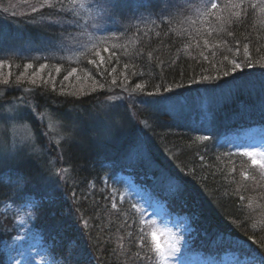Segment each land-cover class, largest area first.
<instances>
[{"label": "trees", "instance_id": "1", "mask_svg": "<svg viewBox=\"0 0 264 264\" xmlns=\"http://www.w3.org/2000/svg\"><path fill=\"white\" fill-rule=\"evenodd\" d=\"M13 1L0 0V38L19 36L36 44L61 35L58 27L47 31L50 27L45 22L50 24L63 16L69 19L60 0L47 7L37 0H16L11 5ZM174 1L170 3L179 4ZM146 3L149 24L141 31H135L139 25L129 23L124 27V33L132 36V43L124 44L122 40V45L110 52L95 50L86 54L75 70L85 72L89 79L77 81L80 88L73 93L58 88L57 83L44 90L38 88L34 96L38 106L49 109V105H57L56 111H50L64 115L87 112L101 95L110 91L133 94L137 99L178 96L216 90L230 80L264 77V67L260 66L264 63V10L258 4L252 6L250 0L245 1L239 12L229 11L220 19L216 14L206 16L200 22L203 18L191 21L181 17L184 8L173 9L164 0ZM140 15L143 19L144 14ZM123 17L119 21L139 19ZM16 48L7 50L0 45V59L14 63L20 73L11 71L7 75L10 84L6 93H16L23 70L19 67L27 63L25 58L16 56ZM97 53L100 57L95 59ZM248 55L254 63L252 68L244 67L228 77L218 71L230 67L228 61L232 59L244 65ZM92 60L95 63L90 65ZM203 76L221 78L202 80ZM168 87L171 92L166 91ZM230 97L220 107L211 108L213 111L198 121L199 127L189 126L190 121L187 125H174L157 109L136 110L139 119L156 134L158 146L153 139L142 137L143 147L134 145L132 155L124 148L117 149L119 140L104 139L100 144L89 142L81 146L62 143L57 155L52 152L57 167L68 170L61 188L42 182L32 160L31 165L1 170L0 264H13L23 251L30 250L46 264L162 263L154 237L144 227L149 222L135 210L139 197L126 192L130 187L118 179L121 173L133 179L141 196L165 204L173 214L190 218L183 261L219 262L228 253L249 256L256 264L264 260V246L260 244L264 240V176L255 174L249 159L234 155L225 143L237 131H264V101L261 91H236ZM178 120L175 119L179 125L182 121ZM129 134L132 142L130 130ZM127 139L124 143L130 144ZM120 155L125 160L118 161ZM177 182L183 189L179 194L173 191ZM26 210L33 215L27 220L25 217L26 222L21 224L17 217Z\"/></svg>", "mask_w": 264, "mask_h": 264}, {"label": "rangeland", "instance_id": "2", "mask_svg": "<svg viewBox=\"0 0 264 264\" xmlns=\"http://www.w3.org/2000/svg\"><path fill=\"white\" fill-rule=\"evenodd\" d=\"M15 1L11 5H15ZM37 1L38 3L42 1V6L44 7L51 4L55 6V3L59 2V0ZM171 1L164 0V3L173 9L175 7L184 8L180 13L181 17L190 18L192 19L191 21H197L201 18L203 19L200 22L206 20L207 17L203 15L202 11H198L195 7L200 0L174 1L175 3L179 2V4L170 3ZM245 1L249 0H216L220 5V8L215 10L216 17L228 15L229 11L239 12L241 8L234 7V5L242 4L243 8ZM250 1L252 6L258 4L264 10V0ZM60 3H64L69 19H65V16L59 20L53 19L52 25V22L48 24V21H45L47 23L46 26L50 27L47 31L58 27V33L61 35L57 39L45 42L42 40L35 44L31 39L21 40L19 36L13 39L5 36L1 37L2 44L0 45L4 46L5 49L17 47L16 49L18 50H14L19 51L17 54L14 51H7L8 49L6 51L11 55L16 54V56L25 58L27 63L24 62L22 67H19L23 70L18 81L19 84L16 86V93H6L9 91V89L6 91L7 86L10 84L8 74L11 71V73L15 72L19 75L20 73H18V67L14 63L8 64L4 62L5 60L0 59V105L4 109L18 107L21 109L23 116L22 122H0V171L4 169L12 170V167L19 166L22 162L31 165L32 160L36 163V168L39 169V178L43 180L42 182L52 187L61 188L60 186L63 185L68 175V170L61 173L64 168L60 165L57 167V160L52 152H57V155L59 145L66 141L68 144L73 142L81 146V143L88 145L89 142L99 143L104 139L107 142L119 140L117 149L124 148L128 155L133 154V149H136L134 145L137 143L140 149L143 147L141 143L142 137L148 138L149 141L153 139L154 143L158 144L154 138L156 134L139 119L140 117L136 114V110L139 112L145 111L144 109L147 108L157 109L161 114L171 118L174 125L183 126L190 121L189 126L193 127L196 124V127H199L198 121L203 120L209 111H213L211 108L220 107L236 91L241 92L243 90L248 92V94L261 91V97L264 101V77H252L251 79L230 80V82L216 90H201L192 94L188 93L178 96L168 95L172 99L167 100L165 103H159L164 98L161 96L137 99L135 95L132 96L133 94L127 95L123 92L114 93L110 91V93L106 92L101 95L98 103L92 104L89 107L90 109L86 110L87 112L81 110L58 115L52 112L58 109L57 105H49L51 106L49 109L41 108L34 97L37 95L36 91L38 88L44 90L57 83L58 88H64L73 93L80 88L77 81L89 79V76L83 71L76 70L72 73V69L77 67L86 54L95 50L97 52L105 51V48L108 49L107 52H110V50L119 48L122 45L119 42H122V40H125L124 44L132 43V36L124 33L126 30L124 27L128 26L129 23L130 26L139 25L135 31H141L151 21L149 10L145 8L147 6L146 0L120 1V7L110 15L104 16L103 20L99 21V26L94 21L102 15V10L95 6L96 0H77L78 4L82 3L85 7H73L72 0H60ZM20 7V12H22L23 9ZM50 8L52 9V7ZM141 13L144 14L143 19H141L143 17L140 15ZM49 14L52 15L53 12ZM121 16L128 19L134 17V19L139 18L141 20L121 22L119 21ZM147 27L150 28V26ZM117 28H119L118 31H116ZM63 33L67 35L63 36ZM94 55L95 59L100 57V54ZM6 56L5 53L4 57ZM89 63L92 65V62ZM29 64L32 65V68H27ZM42 65H47V67L43 68V71H41ZM57 68L60 69L59 72L56 71ZM33 79H35V83H32ZM164 96L167 97V95ZM183 116H186V118L184 119ZM175 119H181L178 121L182 122L178 125ZM129 130L134 136L132 142H130ZM138 135L140 136L139 140ZM124 138H128L127 141L130 144H125ZM225 141L227 149L234 155L245 156L243 153L253 152L256 154L257 160H264V156L260 155L264 153V131L262 130L250 128L244 131H237L226 138ZM105 144L101 145L104 146ZM245 158L249 159L253 165L255 174L260 177L264 176V169L258 164L254 165L251 157L245 156ZM122 160H125V158L120 155L118 161ZM163 162L168 164L166 159ZM5 179L3 176V185L5 184ZM118 179H123L124 183L130 187L126 192H131L133 197H139L136 200L135 210L142 215L145 222H149L144 224V227H148L147 229L152 233L157 247L166 253L173 247L180 248V252L174 254L175 257L179 258L178 264H256L254 258L237 253L224 254L219 262L216 260L209 263H198L193 260L183 261V248L186 247V230L189 226L190 218L186 215L178 216L173 214L169 212L165 204H160L138 194L139 192L135 188L136 183L128 174L121 173L118 175ZM20 190L21 188L19 187L17 192ZM133 197L131 196L130 198ZM28 212L30 210H26L17 219L19 218L20 220L21 217L25 219L26 217L27 220ZM148 214L151 216H147ZM139 217L142 219L140 215ZM20 247L17 249L20 250ZM13 264H46V262L30 250L23 251L19 258L13 261ZM159 264H165V262L162 261L161 263L160 261ZM167 264H177V261L170 257Z\"/></svg>", "mask_w": 264, "mask_h": 264}, {"label": "snow or ice", "instance_id": "3", "mask_svg": "<svg viewBox=\"0 0 264 264\" xmlns=\"http://www.w3.org/2000/svg\"><path fill=\"white\" fill-rule=\"evenodd\" d=\"M72 6L73 7H85L84 4L82 3H77V0H72ZM96 7H98L99 9L102 10V15L97 18L96 21H94V23L97 24V26H99V21L103 20L104 16L110 15L112 12H114L115 10H117L120 7V0H96ZM195 7L197 8L198 11H202L203 15L205 16H213L215 14V10L220 8V5L216 2V0H200V2L198 4L195 5ZM234 7H239L242 9V4H235ZM217 19H220V17H217ZM0 44H2V38H0ZM205 44H207V41H205ZM105 51H107L108 49L105 48ZM244 53L247 54L248 53V47L245 46L244 47ZM97 55H99V53H97ZM205 59H207V57H205ZM225 59L227 60V57H225ZM92 63H95V61H91ZM103 62V57H101V63ZM228 64L230 65V67H227L225 69H218V71H222V75L223 77H228L232 74H235L237 72V70L243 71L244 67L247 68H252L254 66V63L252 61V58L250 55L247 56V59L244 63V65H242L240 62H238V60L236 59H232L228 61ZM261 67H264V63L260 64ZM47 67V65H42L41 66V71H43V68ZM27 68H32V65L29 64L27 65ZM57 72L60 71L59 68L56 69ZM76 70L72 69V73H74ZM71 74V73H70ZM220 79V76H216V77H211V76H203L202 80H210V79ZM195 82V81H194ZM5 83H7V81H5ZM32 83H35V79L32 80ZM113 83H115V81H113ZM138 87H140L138 85ZM177 87H183V85H177ZM166 91L171 92L172 88L168 87L166 89ZM148 95H152L151 92L148 93ZM172 99V97L167 96L164 97L162 100L159 101V103H165L167 100ZM23 121V116L21 114V109L18 107H13L10 109H4V107L2 105H0V122H22ZM204 139H208V137H204ZM245 156H249L252 158V163L254 165H259L262 169H264V160H257L256 159V154L253 152H245L243 153ZM260 155L264 156V153H261ZM67 172V169L64 168L61 170V173ZM182 185L179 184V182L176 183L173 191L175 194H179L182 191ZM73 195H75V193H73ZM113 207H115V205H113ZM28 216H32L33 214L31 212L27 213ZM26 221L24 219V217L20 218L19 223L24 224ZM85 226H87V221L84 222ZM261 246H264V240L260 241ZM157 252L159 254V257L162 261L165 262V264H167V261L169 260L170 257H173L178 264V257H175L174 254L175 253H179L180 252V248L178 247H173L169 252H164L161 251L159 248H157ZM258 264H264V260H260L258 262Z\"/></svg>", "mask_w": 264, "mask_h": 264}, {"label": "bare ground", "instance_id": "4", "mask_svg": "<svg viewBox=\"0 0 264 264\" xmlns=\"http://www.w3.org/2000/svg\"><path fill=\"white\" fill-rule=\"evenodd\" d=\"M26 163H24V162H22L21 164H19V166H23V165H25Z\"/></svg>", "mask_w": 264, "mask_h": 264}]
</instances>
